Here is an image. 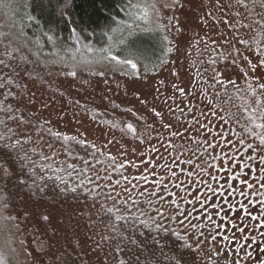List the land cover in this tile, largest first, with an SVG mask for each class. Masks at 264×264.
Masks as SVG:
<instances>
[{
	"label": "rangeland",
	"instance_id": "rangeland-1",
	"mask_svg": "<svg viewBox=\"0 0 264 264\" xmlns=\"http://www.w3.org/2000/svg\"><path fill=\"white\" fill-rule=\"evenodd\" d=\"M251 1L245 0L248 4L245 9L236 5L235 0H181L183 7L161 8L159 17L153 15L149 21H137L140 28L150 29L147 34L153 42L140 41V46L134 47L132 43L138 34L135 35L133 30L120 38V43L115 49L117 42L111 38L103 49H111V55L121 60L132 59L138 66L139 77L121 75L122 71L130 69L107 61L84 67L76 78L66 77L64 72L68 68L65 65L71 66L72 57L76 60H96L104 53L96 51L95 48V51L87 52L81 44L78 47L79 52L71 57L49 58L27 45L23 47L14 41L5 45V42L0 41V59H5L16 69L19 75H14L13 78L21 86L12 88L19 96V102H10L19 110L17 114L22 116L26 123L8 122L16 132L14 139H23L25 134L30 135L32 142L25 144L24 149L36 147L37 153L42 149L43 153L51 157V160L43 161L38 154H32V159L38 165H45L44 173L41 168H37L40 175H45L46 171L50 170L47 165L51 164V168L64 169L60 173L67 176V180L59 186L45 184L46 189L42 194L37 191L38 184L33 185L34 177L31 173L26 174L28 186H19L15 181H8L6 185L0 182V188L4 189L2 193L5 201V204H2L4 208L0 210V237L10 264H117V259L135 262L137 256L139 264H182L181 255H177L172 247H179L180 252L185 253L184 259L189 258L191 254L180 244L170 243L174 239L173 236L155 230L153 220L160 221V217L156 215L159 202L153 198V203L149 205L146 202L147 196L138 195L141 187L150 188L154 179L159 180L161 175H166V170L162 171L154 163L151 167L157 175L144 173L148 175L149 185L140 181L132 192V197L141 201L135 207L131 203L122 204L119 198L111 200L105 197L108 177H111L114 183L121 175L132 180L133 176L140 174L138 169L130 164H125V169L119 170L117 166L126 159L122 153H127L134 163H139L137 156L141 153L147 160L152 153L145 151L144 144H147L149 149L155 144L160 149V154L155 156V160L162 165L167 164L178 174L179 179H173L172 183H168L166 175L165 183L169 191L177 193L171 199L179 200L181 209L191 212L189 219L192 223L212 227L211 222L207 220L208 215H212L217 224L223 218L225 226L220 227L218 231L227 235L231 243L218 236L217 249L209 237L195 256L196 262L205 260L203 264H231V249L243 241L232 239L233 230L228 227L229 219L225 217V213L227 217L234 218L240 203H247L244 197L239 196V190L242 188L249 193V199L253 201L252 207L256 209L253 215H259L262 210L260 205L255 204L257 197L252 194V190L241 185L239 180H232L237 189L233 198L228 193L221 196L219 192L220 185L226 187L231 182L228 178L226 184L225 179L230 177L233 164V171L243 169L247 172L244 163L253 166L258 163L248 161L244 146L238 141L243 139L245 143L255 142L248 129L264 132V129L256 128L252 122L253 116L257 117L256 123L264 122L259 119L264 114V91L259 90V83H264V79L257 81V78L248 72V66L241 54L252 63H255L256 59L244 45L238 43L240 39L246 40L254 51L257 45L253 38L260 39L257 34L264 33V7L260 9V13L254 15L250 11ZM162 3H171V0H162ZM237 12L240 13L239 16L236 15ZM170 19L172 24L165 30L157 28L161 23L168 25ZM225 21L232 26L229 27ZM2 23L7 28L5 18ZM258 25L260 26L257 27ZM129 26L132 27L130 22ZM5 34L11 33L5 30ZM221 34L231 40L235 48L226 45L221 39ZM213 40L217 43H213ZM260 46L264 48V39L261 40ZM164 47L166 51H163ZM5 50L12 54L11 58L3 55ZM233 59L236 60L235 64L232 63ZM3 71L7 72L8 69ZM94 71H103L105 76L90 75V72ZM245 73L248 74L244 75ZM229 78L235 81V84L229 83ZM249 84L252 85L251 88ZM179 88H183L184 93L179 92ZM252 88L257 89L255 95ZM153 109L161 112L162 118L154 116ZM211 110H215L217 115L212 116ZM200 112H204L208 117L209 127L213 130L212 135L207 137L203 130L197 135L199 126L195 125L193 116L204 122V116H200ZM221 117L224 120L223 130L226 135H230L232 145L224 141L217 145L216 139L213 138ZM0 118H3L2 114ZM170 121L177 126L188 127V132H184V127H180V131L184 133L183 139L179 136L171 137L167 130L161 128L162 123ZM129 123L135 128V134L127 129L126 125ZM48 129H51L52 133L61 132L67 136H76L77 139L85 140L87 146L78 145L75 141L65 142L57 139L49 134ZM158 132L162 135L158 136ZM205 138L211 141L214 148H208L207 144L203 143ZM149 140L151 143H148ZM141 141H144V144ZM168 141L182 147L165 152L161 143ZM93 143L99 151L91 147ZM49 144L52 145L51 148L48 147ZM204 148L209 152V161L206 160L203 164L204 174L198 180L189 181L188 170L192 172L193 166L197 165L196 158L193 160L191 155L193 151L189 150ZM113 156L116 157L115 162L111 159ZM177 156L179 160L174 163L173 157ZM189 157L194 161L193 164L188 166L180 163ZM216 157L219 159H215ZM229 157L233 159L229 161ZM222 161L228 174L227 177L225 175L221 178L219 170ZM236 165H239V169ZM260 167L264 168V164ZM198 168L194 171L198 172ZM69 173L74 178L68 177ZM97 174L101 179H97ZM213 176L217 179H212ZM261 178H264V173L256 177L250 175L249 181ZM89 180L92 183H89ZM180 182H183L182 188L173 187V184ZM132 183L137 182L132 180ZM97 184L102 187L98 189ZM208 186L216 190V195L209 193ZM72 188L77 191L72 192ZM116 191L120 192L121 187L117 186ZM197 195L200 200H204L205 196L211 199L204 208L194 201L193 204L200 209L192 211L193 205L183 203L181 198L193 200ZM224 199H233L234 207L228 209L225 206L224 212L216 216L214 212L219 209H214L213 204H221ZM259 199L264 200V196ZM116 208L119 212H116ZM167 208L168 205L165 204L160 210L165 211ZM165 214L167 215L166 211ZM240 214L243 215V212ZM116 215H133L135 222L115 221ZM193 217L197 219H192ZM141 220L145 221L148 227L141 225ZM163 223L182 234L189 228L187 221H184L183 226L178 221L165 220ZM244 223L249 224L248 231L255 235L256 243L239 253L242 257L245 256V251L252 253V258L245 257L242 264H260V261H264V237L260 235L261 229L256 226V221L245 220ZM114 225H119L117 228L123 237H129L135 244L141 245L143 251L137 250L128 239L115 235L112 232ZM201 230L208 236L207 228ZM117 245L124 249L122 253L114 251ZM217 250L220 251L219 257L215 255Z\"/></svg>",
	"mask_w": 264,
	"mask_h": 264
},
{
	"label": "snow or ice",
	"instance_id": "snow-or-ice-1",
	"mask_svg": "<svg viewBox=\"0 0 264 264\" xmlns=\"http://www.w3.org/2000/svg\"><path fill=\"white\" fill-rule=\"evenodd\" d=\"M252 2L253 4H255L257 0H252ZM259 2L261 3V6L264 7V0H259ZM71 3L72 0H62L63 6L61 9V15H63L66 10L70 9ZM235 4L241 8H248V4L245 3V0H235ZM217 6H219V4ZM231 6L232 5H229V7ZM177 7H183L181 0H171V3H162V0H126V3L121 8V11H124L128 16L129 20L131 21V24L135 25L138 20L149 21L153 15L159 17L161 15V8L174 9ZM208 14L211 15V13ZM236 15L239 16L240 13L237 12ZM225 23L229 27L232 26L228 23V21H225ZM171 24L172 20L170 19L168 25H164L161 23L157 25V28L163 31ZM81 31H83V29ZM257 35L260 37V39H257L256 37L253 38L254 43L257 45L254 51L249 47L248 42L246 40L240 39L238 40V43L244 45L245 49L248 50L250 54L254 55L256 59L255 63H252L246 57H243L242 54L241 58L245 60V63L248 66V72L255 76L257 78V81H259L261 79H264V48L260 46L261 40L264 39V33H258ZM69 38L73 41L72 47H75V45L82 44V37L80 33L77 32L76 28L71 29V36ZM48 39L50 41H53V43L55 44L53 37H48ZM221 39L224 40V43L226 45L235 48V45L232 43V41L224 37L223 34H221ZM213 43H217V41L213 40ZM83 48L87 52L95 51L94 47L89 44H83ZM235 50L237 52L240 51L239 49ZM100 51L104 53V55H102L99 59L96 60H88L86 58L76 60L75 57H72L71 66L65 65L68 70L64 72V75L66 77L76 78L78 72H80L84 67L92 63H100L101 61H107L110 64L112 62H115L118 66L122 68L130 69V71H122L121 75L139 77L140 72L138 66L135 62H133L132 59L126 58L121 60L119 57L111 55V49H101ZM169 51H171V49H169ZM3 55L8 56L9 58H11L12 56V54L7 50H5ZM232 63L235 64L236 60L233 59ZM3 69H8V71L4 72ZM247 74L248 73H245L244 75ZM14 75H19V73L16 72V69L12 68L11 65L7 63L5 59H0V114H2L3 116V118H0V182H3L6 185L8 181H15L17 185L23 187L28 186L26 179L27 173H31L33 176H35L38 167L41 169L45 168L44 164L38 165L37 162L32 159V154H38L40 156V159L43 161H49L51 160V157L48 154L43 153L42 149L39 153H37L36 147H33L30 150L24 149L25 144L32 142V137L30 135L25 134V137L23 139H14V137H16V132L12 127H10L8 122L11 121L15 123L19 121L20 123H26V121L22 119V116L17 114L19 110L14 108L13 103L10 102V100L15 101L17 103L19 102V96L17 95V93L12 91L13 87H21L19 84L16 83V80L13 78ZM90 75L104 77L105 73L103 71H94L90 72ZM105 83H107L106 80ZM161 83H163V81H161ZM220 83H222V81H220ZM229 83L235 84V81L229 78ZM249 87L251 88L252 85L249 84ZM259 90L264 91V83H259ZM178 91L184 93L183 88H179ZM256 91L257 89L252 88L253 95L256 94ZM45 107H47V105H45ZM169 111H171V108H169ZM153 114L156 117L162 118V113L156 111L155 109H153ZM211 115L216 116V111L211 110ZM200 116H204V122H201L198 117L193 116L195 125L199 126V128L197 129V135L200 134V130H203L206 137L207 135H212L213 130L209 127L208 117L205 115L204 112H200ZM259 119L261 121H264V114H262ZM256 120L257 117L253 116L252 122L255 124V127L258 129H264V122L256 123ZM223 126L224 120L221 117L220 122L216 125L217 130L213 138L216 139L217 145H219L221 141L226 142L228 145H232L233 141L230 135L225 134ZM126 127L129 131L135 134L136 130L131 123L127 124ZM180 127H184V132L189 131L187 126H177L171 121L168 123L161 124V128L167 130L168 134L171 137L179 136L181 139H183L184 133L180 131ZM153 130L155 131V129ZM48 131L50 135H54L57 139H61L65 142L75 141L78 145L87 146V142L85 140L77 139L76 136H67L61 132L52 133L51 129H48ZM248 132L250 136L255 138V142L245 143L243 139H240L238 143L244 146V151L245 153H247L248 161H258V163L255 164V166L250 163H244V168L248 169L247 172H244L243 169H239V165H236L239 170L236 172L235 176L232 177H227V170L223 169V161L221 162V169L225 171V175L227 177L225 179V183L227 184L228 178L234 181L239 180L241 185H243L247 189L252 190V194L257 197L255 204L260 205L262 210L260 211L259 215H253V211H256V209L252 207L253 201L249 199V193H246L242 188L239 190V196L244 197L247 203H240V208L234 218L227 217V213H225V217L229 219L228 227L230 230H233L232 239H236L237 241H243L238 242L231 249L233 251L231 264H242V262L245 261V257H247L248 259L252 258V253L248 251H245V256H239V253L242 250H246L247 248L253 247V245L256 243V237L248 231L249 224L244 223L245 220L256 221V226L261 229L260 235L261 237H264V200L259 199V197L264 196V178H261L259 180L253 179L251 182L249 181L250 175L256 177L259 176L260 173H264V168L260 167L261 164H264V132H255L252 131V129H248ZM157 135L160 136L162 135V133L158 132ZM137 139H139V137H137ZM141 143L144 144V141H141ZM148 143H151V141L149 140ZM203 143L207 144L208 148H214V145L207 138H205ZM48 147L51 148L52 145L49 144ZM91 147L93 149H96V151H99L96 144H91ZM144 147L145 151H150L152 153V155L149 156L147 160L144 159V155L143 153H141L139 156H137V160L139 161V163H134L133 160L128 157L127 153H122L126 157V159L123 162H120L117 166V170L125 169V164H130L132 167L137 168L140 174L138 176L132 177V180L136 181L137 183L133 184L132 180H129L127 176L123 175H121L120 179H116L115 182L112 183L111 177H108V190L105 193L106 199L117 200V198H119L121 203L124 205H128L129 203H131L132 206H137L141 201L138 199H134L131 194L138 187L140 181H143L144 185H149L148 175H145V172H147L149 175H157L155 169L151 167V165L154 163L157 167H160L162 171L166 170L168 183H172L173 179H179L178 174L175 171H172V169L167 164L162 165L155 160V156L160 154V149L157 148L155 144H152L150 149L148 148L147 144H144ZM161 147L164 148L165 152H171L174 150H178L182 147V145H176L173 142L168 141L167 143H161ZM225 155H227V153H225ZM111 159L114 162L116 161L115 156L111 157ZM215 159L219 158L216 157ZM228 159L229 161H231L233 158L229 157ZM177 160H179V156L173 157L174 163ZM180 163L193 164L194 161L189 157L186 160L180 161ZM141 165H143V168H141ZM176 166L179 167V164H177ZM47 167L50 169L51 164H48ZM196 167L198 168L199 165H196ZM209 167H212V165H209ZM62 171H64V169L57 168L54 172V175ZM181 171L184 170L181 169ZM201 171H204V169H201ZM242 172H244L243 177H241ZM166 175H161L159 180L154 179L151 182L150 188L141 187L138 195L140 197L147 196L148 199L146 202L149 205L153 203V198H155L159 202V206L156 209V215L160 217V221L157 222L153 220L155 230L157 232L167 233L169 236H175V243L180 244V246L183 247L192 256V259L190 261H187L186 264H197L195 256L200 252L201 245L205 241H207L209 237L211 241L214 242V247H216L217 249H219V242L217 241L218 236L222 237V240L229 241L231 243L230 238L227 235H224L218 231L220 227L225 226L223 218L221 219L220 223L217 224L213 220L212 215H208L207 220L211 222L212 227H209V225L207 224L192 223V220L189 219V217L191 216V212H186L185 210H182L179 200L171 199V197L176 196L177 193L168 190L167 184L165 183ZM193 175L194 173L191 171L187 173L188 178H191ZM57 178L62 180V177H59L58 175ZM97 179H101L99 174H97ZM212 179L216 180L217 178L213 176ZM122 181L124 182V185H122ZM89 183H92V181L89 180ZM217 183L219 184L218 180ZM33 185H36L35 181H33ZM117 186L121 187L120 192L116 191ZM36 187L37 191H43V189H41L38 185ZM96 187L99 189L102 187V185L97 184ZM173 187L182 188L183 182L175 183L173 184ZM220 188L222 190L220 193L221 196H224L225 193L234 194L237 192V189L234 184H228L227 188H225L224 185H220ZM3 191L4 189L0 188V193H2ZM71 191L76 192L77 189L72 188ZM208 191L211 192L213 195H216V190L212 189L210 186H208ZM113 193L115 194L113 195ZM122 193L124 194L123 196ZM209 199H211V197L205 196L204 200H200L199 195L195 196L193 200H184L183 198H181V200H183V203L193 204V202L195 201L196 203L200 204L201 208H204L205 204ZM165 204L168 205V208L165 210L167 212V215L165 214V211L160 210V207ZM225 206H227L228 209H232L234 207L229 200L224 199L223 203L221 204H213L214 209H219V211H215L214 214L216 216H219L221 212H224ZM115 210L116 212H119L118 208H116ZM109 211H112V209H109ZM192 211H195V207L192 208ZM241 211L243 212V215L240 214ZM46 218L47 217H45V219ZM192 219L197 218L193 217ZM128 220H133V222H135V217L133 215H129L128 217L122 215L115 216V221L127 222ZM165 220L169 222L178 221L181 226H183L184 221H187L189 224V228L185 229L182 234L181 232L166 227L163 223V221ZM139 222L144 227H148L145 221L141 220ZM203 228L208 229V236H206L205 232L201 230ZM213 229L217 230L214 231ZM112 232L115 235L121 236L122 239H128L129 243L134 244L137 250L143 251L141 245L135 244V242L131 241L129 237H123L122 233L118 231L117 227L113 226ZM237 233H239V236H237ZM189 241H191V243H189ZM193 245H195V249H193ZM114 251L117 253H122L124 249L117 245ZM215 255L219 257L220 251L217 250ZM226 258L227 257L225 256V259ZM0 264H8V261L3 254H0ZM117 264H139V257H136L135 262L117 259ZM260 264H264V261H260Z\"/></svg>",
	"mask_w": 264,
	"mask_h": 264
},
{
	"label": "trees",
	"instance_id": "trees-1",
	"mask_svg": "<svg viewBox=\"0 0 264 264\" xmlns=\"http://www.w3.org/2000/svg\"><path fill=\"white\" fill-rule=\"evenodd\" d=\"M125 3L126 0H72L70 9L66 10L65 13L61 15V9L63 6L62 0H0V41L2 40L5 42V45L7 43L9 44L11 41L16 42L23 47L27 45L35 49V51L39 52L41 55L49 58L71 57L79 52L77 50L79 49V45L72 47L73 41L69 38L71 36L72 28H76L77 32L80 33L82 44H89L98 52H101L100 50L108 45L111 38L117 42L114 47L116 49L120 43V38L126 36L133 30L135 31V35L138 34L134 43H132L134 47H139L140 41L153 42L151 37H149V34H147L150 29L143 27L140 28L138 22H136L135 25L131 24L132 27L130 28L129 22L131 23V21L126 13L121 11V8ZM251 4L252 8L250 11H252L254 15L260 13L262 6L259 0H257L255 4L251 1ZM3 18L7 21V28L3 26ZM259 26L260 25L257 27ZM82 29L83 31H81ZM5 30L11 34L6 35ZM48 37H53L55 44L53 41H50ZM165 49L166 47L163 48V51H166ZM159 62L160 60L157 61L156 64ZM189 151H193L191 152L193 160L196 158L197 165H199L198 172L194 171L196 166H193L192 172L194 175L189 178V181H193V179L198 180L199 177L204 174V171H201V169H204L203 164L205 161H209V156L207 155L209 152L206 148ZM186 154L190 153L186 152ZM56 169L50 168V170L46 171L47 173L45 175H40V172L37 170L36 175L33 176L34 178L32 180H36L35 182L43 190L46 189L45 184L59 186L67 180V176L64 174L61 175L60 172L54 175ZM223 169L226 170L224 167ZM231 169L230 177L235 176L237 172L233 171L234 164L231 166ZM44 170L46 169H41L42 173L45 172ZM224 170H219L221 178L225 176ZM188 172H190V170H188ZM57 175L62 177V180L58 179ZM69 176L70 178H74L71 173H69L68 177ZM43 177L49 178L45 179ZM230 181L231 182L228 184H232V179ZM227 186L225 188H227ZM221 191L222 190L219 189V192ZM40 193L42 194V192ZM228 195L231 198L234 196V194L230 193H228ZM0 197H2L0 198V210H2L4 208L2 204H5L3 193H0ZM232 201L233 199H231L230 202L232 203ZM192 205L196 210L200 209L198 206H195V204ZM114 226L119 227V225ZM173 238L174 239L170 242L172 245L176 244L175 236H173ZM2 245L3 240L0 237V254H3L6 257L8 264H10L8 254L5 252ZM172 248L177 255L182 256V258L180 256L182 264H185L187 260L190 261L192 259V256L184 259L186 257L184 256L185 253L180 252L179 247ZM204 261L205 260L198 261L197 264H203Z\"/></svg>",
	"mask_w": 264,
	"mask_h": 264
}]
</instances>
